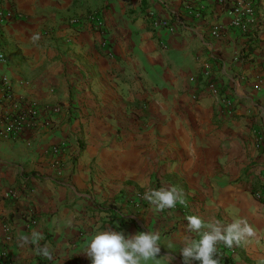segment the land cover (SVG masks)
Returning a JSON list of instances; mask_svg holds the SVG:
<instances>
[{
  "label": "crops",
  "instance_id": "obj_1",
  "mask_svg": "<svg viewBox=\"0 0 264 264\" xmlns=\"http://www.w3.org/2000/svg\"><path fill=\"white\" fill-rule=\"evenodd\" d=\"M1 19L0 107H60L19 139L0 137V236L9 224L12 264H90L84 248L107 228L158 230L161 254L182 264L189 215L245 218L253 235L235 244L233 264H264L254 196L264 181V0H0ZM172 184L184 203L154 211L143 194Z\"/></svg>",
  "mask_w": 264,
  "mask_h": 264
},
{
  "label": "clouds",
  "instance_id": "obj_2",
  "mask_svg": "<svg viewBox=\"0 0 264 264\" xmlns=\"http://www.w3.org/2000/svg\"><path fill=\"white\" fill-rule=\"evenodd\" d=\"M143 195L157 212L174 208L185 200L183 190L174 184L149 189ZM185 219L187 233L180 237L183 247L179 250L182 264H193L194 261L220 264L217 255L219 243L231 248L252 236L254 231L243 217L234 218L230 223L204 221L197 215H189ZM36 235L33 234L34 237ZM168 247L174 246L169 243ZM83 253L90 264H176L175 252L161 254V234L151 229L127 235L113 228L98 230L88 240ZM43 254L49 255L47 248Z\"/></svg>",
  "mask_w": 264,
  "mask_h": 264
},
{
  "label": "built area",
  "instance_id": "obj_3",
  "mask_svg": "<svg viewBox=\"0 0 264 264\" xmlns=\"http://www.w3.org/2000/svg\"><path fill=\"white\" fill-rule=\"evenodd\" d=\"M242 8H244L245 14H253L254 8L251 3L241 4ZM3 17V16H2ZM10 18H15V16H11ZM96 19V14H92L89 17V21H93ZM0 27L3 28L5 26V19H1ZM80 20L77 18L72 19L71 24H79ZM152 24L154 27L165 26L168 27L169 23L167 21H162L156 18H152ZM101 25V24H100ZM213 36L219 37L220 30L216 28L212 32ZM0 61H6V55L3 47L0 45ZM207 82V90L211 93L218 94L219 88L215 82L210 79L209 71H205ZM1 87L3 90V99L5 102L13 103V94L11 90L10 84L2 79ZM196 99V97H194ZM226 105L229 107V113H232L230 109L232 107V103L230 101H226ZM5 107H0V137L1 138H10V139H19L23 134L38 129L45 124H47V120H45V114L50 112H58L60 107H48L41 108L33 103H25L16 105L15 110L12 111H4ZM257 147L259 149L264 150V138H259L257 141ZM62 146H54L53 152L60 153L62 150ZM254 196L259 201H264V181L262 186L254 192ZM3 228L5 230L6 235L0 236V264H12L10 253H9V244L13 241L12 230L9 224L4 223ZM237 253V247L234 244L231 248L226 247L222 242L217 245V255L219 260L222 259L223 256H227L232 259V256Z\"/></svg>",
  "mask_w": 264,
  "mask_h": 264
},
{
  "label": "trees",
  "instance_id": "obj_4",
  "mask_svg": "<svg viewBox=\"0 0 264 264\" xmlns=\"http://www.w3.org/2000/svg\"><path fill=\"white\" fill-rule=\"evenodd\" d=\"M220 264H233V259L223 256L222 259L220 260Z\"/></svg>",
  "mask_w": 264,
  "mask_h": 264
}]
</instances>
